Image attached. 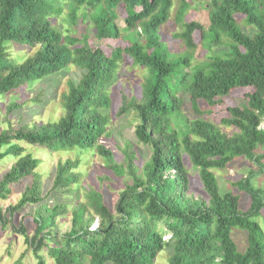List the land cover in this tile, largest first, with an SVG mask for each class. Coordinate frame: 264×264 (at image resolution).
Segmentation results:
<instances>
[{
  "label": "trees",
  "instance_id": "trees-1",
  "mask_svg": "<svg viewBox=\"0 0 264 264\" xmlns=\"http://www.w3.org/2000/svg\"><path fill=\"white\" fill-rule=\"evenodd\" d=\"M172 5L173 0H0V95L71 66L80 72L76 81H67L57 121L0 130V161L13 159L0 178V201L7 199L9 184L32 176L14 206L2 211L0 205L1 225L22 206L43 199L34 172L38 160L19 142L76 155L55 165L51 206L39 204L13 226L34 248L36 264H153L166 248L167 264H264V177L257 180L264 176L259 150L264 147V0L200 3L206 26L184 21L190 5L180 0L175 16L180 31L173 35L184 48L179 53H172L160 34ZM119 10L123 27L116 23ZM79 18L97 40L117 39L118 46L108 54L89 46L86 33H75ZM6 41L36 50L18 63L8 58ZM196 48L203 59L192 62ZM127 60L142 68V82L132 95L119 91L115 117L134 113L136 143L149 152L141 166L129 142L119 149L120 163L100 142L111 135V89ZM235 88L250 91L243 104L227 107L219 122L233 129L230 134L180 111L182 93L194 115H201L200 101L210 112ZM15 108V101L4 106L6 113ZM83 153L98 155L117 178L127 176L112 210L101 186L80 185L77 156ZM238 158L254 165L231 184L247 195L246 209L239 194L220 189L213 173ZM186 162L197 170L203 196L191 193ZM66 215L69 228L59 232L57 218ZM28 221L34 225L31 236L25 232ZM232 230L245 235L242 250Z\"/></svg>",
  "mask_w": 264,
  "mask_h": 264
},
{
  "label": "rangeland",
  "instance_id": "rangeland-1",
  "mask_svg": "<svg viewBox=\"0 0 264 264\" xmlns=\"http://www.w3.org/2000/svg\"><path fill=\"white\" fill-rule=\"evenodd\" d=\"M189 3L190 7L187 8V13L184 16V21H197L202 25H208L207 12L206 9L200 7V3L207 0H185ZM180 6V0H173V5L169 13V18L167 22L161 27L160 34L162 35L163 41H165L167 47L172 53H179L183 48L181 41L177 38H173L175 33L180 31L179 22H175V16L177 8ZM60 18V16L55 19ZM124 14L122 10L118 11L116 23L119 27H123ZM80 18L76 27L74 26L75 33L80 35L81 33H86L88 35L89 46H98L105 53H109L111 48L118 46L119 40L117 39H101L97 40L92 29L86 27V24L80 23ZM59 29H61L60 24H57ZM194 43L199 46L200 34L199 32H194L193 35ZM125 44L128 43L125 41ZM6 54L10 60H14L21 63L26 56L32 55L36 48H24L20 47L15 43L4 42L3 43ZM201 52L199 48L195 49L194 59L201 60ZM80 72L75 67L71 66L65 68L57 73L46 76L45 78L34 80L31 84L23 85L21 88L13 90V92L0 95V130L8 129L12 127L13 129L18 126H25L30 128L33 126H39L42 123L55 122L62 115L61 107V94L67 89V81H76L79 78ZM143 71L142 68L138 66H132L130 60H127L120 69V76L117 78L116 83L111 89V99L112 105L110 108L111 120H110V130L111 135L106 140H101L107 148L111 149L113 152V157L115 162L120 163L123 159V155L120 152V148L129 142L133 145L134 149L137 150V155L139 159L136 160V165L141 166L142 163L148 158L149 152L146 146L136 143L133 129L136 124V119L134 113L128 112L119 117H115V110L119 101V91L120 90H130L134 94L142 82ZM250 90L247 88H235L232 89L227 96L223 97V102L219 106H215L210 109V112H205L207 107L203 102H199V110L203 111L201 115H194L190 102L187 95L181 94V105L180 111L188 116V119H193L198 117L208 121L213 122L215 125L219 126L220 129L230 134L233 129L226 128L220 125V120L227 116V107L236 106L243 104L245 101V95ZM41 94V99L39 102H35L36 98ZM180 95V93H178ZM17 102L19 108L6 113L4 106L9 102ZM261 126H264L262 122ZM25 152L30 153L34 158L38 160L37 167L34 172L38 174L39 178V193L43 198L41 202L37 204H26L19 208L15 213L10 223L6 225H1L0 223V264H36L37 259L33 254V247L25 242L24 236L19 234L13 229V226H18L21 220L26 215L33 214L35 210L39 208V204L47 202L50 207L51 204L48 202L49 191L52 185L53 175L55 171V165L60 160L63 161L67 158H75L74 153L70 151H49L46 148L29 145L24 142H19ZM264 152V147L259 149ZM79 159L78 171L80 173V185L84 190L88 188H101L104 191L105 204L108 205L111 210L116 201L117 194L119 190L124 187V183L128 180L127 176L117 178L110 170L106 168L103 160L98 155H89L83 153L81 156H77ZM13 164V159H2L0 161V178L2 175L10 168ZM189 168V187L190 191L195 196H203L201 189V183L198 178L197 170L193 169L187 162ZM254 165L244 158H238L230 162L223 169L213 170L214 175L217 178L218 185L221 190H230L232 193H237L240 195V206L242 209H246L248 205V197L245 193L237 191V189L231 184L236 182L239 178H242L246 171L253 169ZM263 175L258 177V181L263 180ZM32 182V176L28 175L18 181L9 184V194L6 200L0 201L2 211H5L7 207L14 206L20 199L21 194L25 189L30 186ZM257 185V183H256ZM82 191V189H81ZM70 199L69 195H65ZM71 200V199H70ZM52 201V200H50ZM7 217V216H6ZM69 216L58 217V228L59 232H64L68 230L70 222ZM93 223L91 228L96 224ZM62 223V224H60ZM25 232L28 236H31L34 231V225L31 222H27L25 225ZM231 238L237 245L239 250H242L245 246V235L239 233L236 230L231 231ZM170 254L169 249L161 251L153 264H167V257ZM47 264H52L51 261L47 260Z\"/></svg>",
  "mask_w": 264,
  "mask_h": 264
}]
</instances>
